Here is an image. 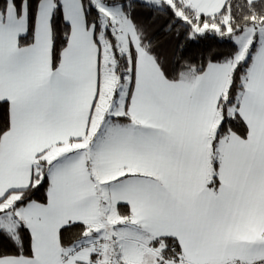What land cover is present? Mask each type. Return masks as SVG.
I'll return each mask as SVG.
<instances>
[{"label": "snow or ice", "instance_id": "1", "mask_svg": "<svg viewBox=\"0 0 264 264\" xmlns=\"http://www.w3.org/2000/svg\"><path fill=\"white\" fill-rule=\"evenodd\" d=\"M0 264H264V0H0Z\"/></svg>", "mask_w": 264, "mask_h": 264}, {"label": "trees", "instance_id": "2", "mask_svg": "<svg viewBox=\"0 0 264 264\" xmlns=\"http://www.w3.org/2000/svg\"><path fill=\"white\" fill-rule=\"evenodd\" d=\"M141 22H145L148 27V36L152 39L157 51L168 60H173V57L179 55L178 41L175 33H169L166 28L165 19H146L145 16L139 17ZM184 43L183 55L186 58L198 59L201 52L208 47L224 49L226 45L218 41L205 42H186Z\"/></svg>", "mask_w": 264, "mask_h": 264}]
</instances>
